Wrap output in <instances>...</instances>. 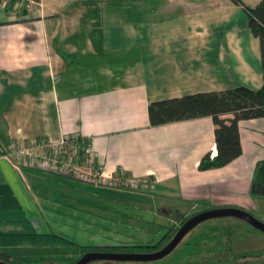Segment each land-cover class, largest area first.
<instances>
[{"label": "crops", "instance_id": "0c3cea01", "mask_svg": "<svg viewBox=\"0 0 264 264\" xmlns=\"http://www.w3.org/2000/svg\"><path fill=\"white\" fill-rule=\"evenodd\" d=\"M22 1L5 7L0 0V248L13 249L19 240L30 247L50 234L69 242L50 231L54 220L73 226L123 221L103 203L108 199L144 201L149 217L166 225L183 216L181 208H256L249 191L264 160V118L239 122V158L200 171L201 159L217 154L212 118L153 127L148 114L156 101L262 87L259 41L240 24L243 6L232 0H39L27 9ZM65 136L86 139L105 176L148 179L153 187L107 189L27 164L19 170L4 157L12 144ZM147 196L149 202L173 197L178 205L145 203Z\"/></svg>", "mask_w": 264, "mask_h": 264}, {"label": "rangeland", "instance_id": "374dc122", "mask_svg": "<svg viewBox=\"0 0 264 264\" xmlns=\"http://www.w3.org/2000/svg\"><path fill=\"white\" fill-rule=\"evenodd\" d=\"M242 1L247 6H256L262 0ZM22 2L26 7V3L24 1ZM240 24L243 28L248 27V17L245 12H243ZM151 198L152 197L147 196V201H145V203L157 202V205L160 207L167 206L169 208L178 205V202H176L173 197H166L162 200L161 197H159V200L157 198L149 202ZM110 200L112 199L102 201L108 208H111V210L119 211L118 213L123 216L121 217L123 221L114 222V224L107 222V226H102L99 223H92L87 226H73L72 224H56L54 222L57 221L59 223L60 220H54V222H51L50 231H53L52 233H54V235L69 239V242L56 239L51 234L49 237H40L39 240H31L32 244L30 247H23L22 243L24 241L19 240L17 244L15 243V246H12L13 249L6 248L5 250V248H0V260L5 259L4 262L8 261L9 264H73L89 252L128 253L126 252L128 249L115 247L155 244L165 235L168 229L172 227V234L167 242L160 248L162 249L177 233L173 231V228L178 227L177 230H179L187 221L186 220L183 224L179 223L181 216L177 219L175 216L179 215V212H174V214L176 213L174 216L175 222L170 221L168 225H166L167 223L162 224L160 219L149 217L151 216L150 210L148 211L147 208H142V202L144 201L140 202L136 200L133 202L132 199L128 198L127 201L125 199ZM255 205L256 208L254 210L245 211L264 223V198H257ZM145 207H148V204H145ZM164 211V209H161L162 216H164ZM181 211L186 213H184L183 216L193 217L196 215L195 213L200 210L197 209L194 210L195 212H191L185 210V208H181ZM198 213L200 212H197V214ZM165 215H170V212L166 210ZM138 217L142 222L145 221L149 224L145 226L139 225V221L141 220L138 219ZM227 221H229V223ZM176 222H178L177 225L175 224ZM222 222H224L223 225ZM226 224H229L230 226H228L231 227L229 236L224 235L226 234L224 231V233H222V238L221 232H216L220 236V241L217 243L211 240L204 244L206 249L210 248V254L206 253L192 257L190 259V264H264V233L252 227L250 228L248 224L241 220L229 218L226 221L210 220L203 222L191 232V236L203 232L205 229L215 225H220L225 228ZM130 250L134 251V249ZM135 250H137V248H135ZM1 254H4L7 258H2ZM166 260L167 259L159 261L156 264H160ZM90 264L118 263L95 261Z\"/></svg>", "mask_w": 264, "mask_h": 264}, {"label": "trees", "instance_id": "16d2710c", "mask_svg": "<svg viewBox=\"0 0 264 264\" xmlns=\"http://www.w3.org/2000/svg\"><path fill=\"white\" fill-rule=\"evenodd\" d=\"M14 0H10L9 5ZM39 1V0H35ZM244 7L248 15V28L252 35L259 41L260 58L263 73V85L258 90H253L246 86H237L222 92H206L186 95L181 98L165 99L152 102L148 107L149 121L151 126L157 127L165 124L195 120L203 117H210L213 120L215 130V145L217 154L205 155L198 164L200 171L223 168L242 154L241 139L239 132V122L264 118V0L256 7H245L241 0H232ZM82 145L88 144L86 139H79ZM249 194L251 198H264V160L256 164ZM191 216H182L179 223H184ZM229 218L213 219L214 221H226ZM181 221V222H180ZM210 221V220H209ZM207 222V221H206ZM229 223V221H227ZM224 222H222L223 225ZM202 224V223H201ZM200 225V224H199ZM198 225V226H199ZM226 224L222 226H211L196 235L191 236V232L185 236L177 248L162 260L160 264H190L191 258L211 252L206 249L204 244L214 240L219 242L220 236L224 231L229 236L231 227ZM251 228V226H250ZM177 228H173L177 232ZM172 227L155 244L145 245H126L115 248L128 249V253L154 252L160 249L172 234ZM218 232V233H216ZM223 238V235L221 236ZM220 244V243H219ZM137 248V250H135ZM134 249V251L130 250ZM130 250V251H129ZM2 258H7L1 254ZM5 259L0 261L4 262ZM159 260V261H162ZM155 262H115L118 264H156ZM112 262V261H100ZM8 263V261H6ZM11 264V263H10Z\"/></svg>", "mask_w": 264, "mask_h": 264}, {"label": "built area", "instance_id": "2783aa9c", "mask_svg": "<svg viewBox=\"0 0 264 264\" xmlns=\"http://www.w3.org/2000/svg\"><path fill=\"white\" fill-rule=\"evenodd\" d=\"M27 9L38 5L35 0H23ZM6 7L10 0H1ZM5 158L20 170L21 164L32 168L64 175L81 182L116 190H138L141 186L153 187L148 179L136 180L122 175L105 176L96 165L95 152L89 144L82 145L78 137L65 136L59 141L33 139L26 143L12 144Z\"/></svg>", "mask_w": 264, "mask_h": 264}, {"label": "water", "instance_id": "95a60500", "mask_svg": "<svg viewBox=\"0 0 264 264\" xmlns=\"http://www.w3.org/2000/svg\"><path fill=\"white\" fill-rule=\"evenodd\" d=\"M218 218H235L243 221L252 228L264 233V223L256 219L249 212L235 207L216 208L200 212L189 218L185 224L177 231L172 240L162 249L151 253H108L89 252L73 264H90L95 261L112 262H155L170 255L181 241L199 224ZM0 264H9L0 261Z\"/></svg>", "mask_w": 264, "mask_h": 264}]
</instances>
